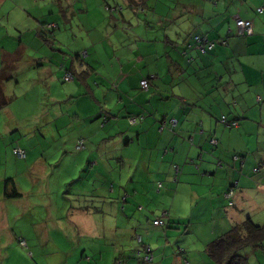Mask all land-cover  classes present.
<instances>
[{"label": "crops", "instance_id": "crops-1", "mask_svg": "<svg viewBox=\"0 0 264 264\" xmlns=\"http://www.w3.org/2000/svg\"><path fill=\"white\" fill-rule=\"evenodd\" d=\"M105 2L104 8L101 6L103 1L98 4L99 10L93 12L113 26L103 25L100 30L104 32L99 34L100 42L107 40L109 46L115 48L113 51L110 47L116 54V60L109 63L110 68L120 72L127 69L128 74L138 64H154L156 69L150 71L149 79V92L152 93L149 98L131 93L132 101L128 106L123 105L124 111L120 105L114 110H106L104 104L115 97L117 103H126L125 97L133 91L134 85L122 87L124 83L120 78L116 84H121H118L115 94L104 89L102 97L97 89L86 85V78L78 79L80 88L71 83L61 87L68 99L74 98L73 94L77 95L75 89H80L81 95L88 99L76 100L70 106L75 109L77 124L80 121L78 127L71 124L69 128L77 138L73 149H85V138L79 137L81 130H77L80 126L87 127L86 139L89 141L101 134L100 157L108 162V166L110 160L117 159L114 168L118 169V177L112 180L122 184L126 179L128 184H132L125 187L121 196L124 206L132 205L133 197L139 200L140 211L147 210V199L155 200V190H162L160 195L166 200L169 210L175 212L176 208L184 206L191 208V216L194 217H189L187 229L193 234V230L198 229L197 225L203 228L204 234L197 242L204 253L213 239L234 224H240L246 218L253 219V214H260L258 224H264V0ZM82 12L89 13L87 9ZM237 20L251 22V35H237ZM117 28L129 30L132 41L124 45L111 43L109 29ZM193 35L212 41L214 47L202 52L191 40ZM221 40L225 44H221ZM9 42L15 44L12 40ZM46 43L51 47L50 42ZM94 49L92 44L91 50ZM16 50L24 52L21 46ZM51 51L47 57L35 60L32 69L19 77V81L9 66L11 81L19 83L24 79L34 86L45 85L43 88L48 94L45 102L53 97L50 86L55 81L59 83L53 75V71L58 69H54L56 61L53 60L56 50L51 47ZM13 53L9 51V56ZM79 53L74 51V61L69 69L66 65L60 67L64 69L63 74L69 71L76 75L74 63L80 64L79 58L84 59ZM64 60L67 63V58ZM96 71L99 72L98 69ZM92 72L95 73V69L88 66L87 75ZM73 78L69 81L75 80L76 76ZM142 80L146 79L138 83ZM87 88L91 90V96ZM56 113L46 117L50 121L63 115L60 107ZM137 116L143 120L131 125L129 121ZM223 116L228 121H236L237 126L221 124ZM103 117V122H100ZM47 118L45 123L35 124L40 134L45 132L44 126L49 122ZM171 120L175 125H171ZM56 122L51 126L57 129ZM9 131L14 132L15 128ZM79 142H83V148L76 150ZM98 164L94 160L90 165ZM104 188L107 195L101 198L109 199L111 192L107 191V185ZM230 191L232 196L227 198ZM81 192V197H92ZM93 199L82 207L89 214L95 213ZM120 211L125 214L126 207ZM169 213L170 216L172 213ZM192 225L195 228H189ZM137 242L144 247V252L151 253L142 236H137ZM181 248L185 258H192V245Z\"/></svg>", "mask_w": 264, "mask_h": 264}, {"label": "rangeland", "instance_id": "rangeland-1", "mask_svg": "<svg viewBox=\"0 0 264 264\" xmlns=\"http://www.w3.org/2000/svg\"><path fill=\"white\" fill-rule=\"evenodd\" d=\"M103 1L104 8L105 1L109 0H0V89L3 93L0 95V264H213L197 242L204 234L203 228L197 225L193 234L187 229L189 217H194L191 208L169 210L160 195L162 190L159 193L157 189V198L147 199V210L140 211L139 200L133 197V204L124 206L121 196L125 187L132 184L126 179L122 184L112 180L118 177V169L114 168L117 159L110 160L108 166L100 157L101 134L89 141L87 127L80 126L77 130H81L79 137L85 138V149H73L77 138L69 128L71 124L78 127L80 121L77 124L75 109L70 106L76 100L88 99L81 95L80 89H75L77 95L68 99L61 87L71 83L80 88L78 79L86 78V85L97 89L102 97L104 89L115 94L120 78L124 83L122 87L134 85L133 91L125 97L126 103H117L115 97L104 104L106 110H114L117 105L120 109L124 104L128 106L132 101L131 93L143 94L146 98L152 93L149 79L150 71L156 69L154 64H138L128 74L127 69L120 72L110 68V61L116 60L112 52L115 48L109 46L107 40L100 42L99 34L104 32L100 30L103 25L113 26L94 13ZM85 9L89 13L82 12ZM109 32L110 42L114 44H128L133 39L129 30L117 28ZM11 40L15 44L10 43ZM45 40L56 50L53 60L56 61L54 69H58L53 75L59 82L50 86L53 97L46 102L45 85L34 86L24 79L19 83L9 79V66L19 81V77L32 69L35 60L52 54ZM92 44L94 50H91ZM19 46L24 52L16 50ZM9 51L14 53L9 56ZM74 51H79L84 59L79 58L80 64L74 63L75 82H62L65 73L60 67L70 68ZM88 66L94 68L95 73L87 75ZM66 77L70 79L69 75ZM141 79L148 81L147 91L140 88ZM47 84H51L49 80ZM97 84L100 86L96 87ZM87 92L91 96V90L87 88ZM59 107L63 115L49 121L46 116L54 115ZM45 118L49 122L44 126L45 132L40 134L35 124L45 123ZM54 121L58 123L57 129L51 126ZM13 128L15 131L10 132ZM16 143L25 151V157L31 153L30 157L16 158L12 153ZM40 156H43L42 161ZM94 160L99 164L91 166ZM6 179L13 181L21 197H4L5 191H12V183L4 190ZM105 185L111 192L109 199L101 198L107 195ZM81 191L92 197H81ZM96 197L100 198L93 199ZM91 199L95 213L89 214L82 207ZM123 207H126L125 214L120 211ZM163 212L172 213L165 219H169L167 225L153 226V219H162ZM253 215V223H260V214ZM137 236H142L150 246L152 262L142 260L144 247L137 242ZM19 239L25 241V247L19 244ZM188 245L193 246L192 258H185L181 253V247ZM241 254L249 264H264L262 250L246 248Z\"/></svg>", "mask_w": 264, "mask_h": 264}, {"label": "trees", "instance_id": "trees-1", "mask_svg": "<svg viewBox=\"0 0 264 264\" xmlns=\"http://www.w3.org/2000/svg\"><path fill=\"white\" fill-rule=\"evenodd\" d=\"M195 36L197 35H193L191 37V40H193ZM65 73H69L71 75V78L74 79L73 78L75 77L74 74H72L69 71H65ZM0 95L3 96L2 89H0ZM134 119H135V123H138V121L143 120V118H139V116L134 117ZM135 123L133 125H135ZM16 148L21 149L18 143H16L15 146L12 148V153ZM11 183H12V191L11 193L5 191L4 197L8 199L21 197L22 194H19L15 190V187L13 186L14 185L13 181L11 179H6L4 181V190H6L7 186L9 184L11 185ZM167 215L168 214L166 212L162 218L164 223L163 226L167 225L166 223L168 222V219L165 221ZM246 248L259 249L264 251V224H255L253 223L251 218H246V220L240 224H234V226H232L224 234L213 239L206 246L205 254L213 264H249L248 259L241 254V251H243ZM144 255L142 257L143 258L142 260L145 263H147L144 260Z\"/></svg>", "mask_w": 264, "mask_h": 264}, {"label": "built area", "instance_id": "built-area-1", "mask_svg": "<svg viewBox=\"0 0 264 264\" xmlns=\"http://www.w3.org/2000/svg\"><path fill=\"white\" fill-rule=\"evenodd\" d=\"M259 13H261V10H259L258 11ZM236 28H237V35L238 36H242V37H244V36H249V35H251V33H252V31H251V29H252V24H251V22L250 21H244V20H237L236 21ZM194 42L196 43V46L199 48V50H201L202 52H204L205 50H206V48H208V49H212L213 47H214V43L212 42V41H208L207 39H205V38H201L200 36H195L194 37ZM221 44H225V41L224 40H221ZM66 75H69L70 76V79H67V77L65 76V81H69V80H71L72 78H71V75L68 73V74H66ZM148 85H149V83H148V81L147 80H142L141 82H140V88L142 89V90H144V91H147L148 90ZM130 124L131 125H133L134 123H135V119H131L130 121ZM170 123H171V125H175V121H173V120H171L170 121ZM220 123L221 124H223V125H225L226 127H236L237 126V122L236 121H228L227 119H226V117H222L221 119H220ZM83 148V142H79L76 146H75V149L76 150H80V149H82ZM14 155L17 157V158H19V159H23L24 157H25V153H24V151H22L21 149H19V148H16V149H14ZM236 158V157H235ZM232 196V192L230 191V192H228L227 194H226V197L227 198H230ZM165 215V214H164ZM163 215V216H164ZM163 216H162V218H163ZM153 225H155V226H162V225H164V223H163V219H157V220H155L154 222H153ZM19 242V244L21 245V246H23V247H25L26 246V244H25V241L24 240H19L18 241ZM147 251V250H146ZM144 260L146 261V262H149L150 260H151V257L149 256V252H145V255H144Z\"/></svg>", "mask_w": 264, "mask_h": 264}]
</instances>
